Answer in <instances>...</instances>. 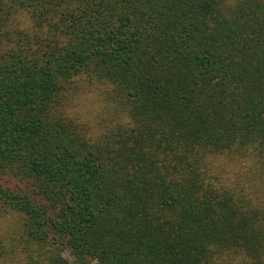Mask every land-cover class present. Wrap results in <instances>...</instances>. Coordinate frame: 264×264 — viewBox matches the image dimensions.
Segmentation results:
<instances>
[{
	"label": "trees",
	"instance_id": "16d2710c",
	"mask_svg": "<svg viewBox=\"0 0 264 264\" xmlns=\"http://www.w3.org/2000/svg\"><path fill=\"white\" fill-rule=\"evenodd\" d=\"M1 213L0 264H264V0H0Z\"/></svg>",
	"mask_w": 264,
	"mask_h": 264
},
{
	"label": "rangeland",
	"instance_id": "374dc122",
	"mask_svg": "<svg viewBox=\"0 0 264 264\" xmlns=\"http://www.w3.org/2000/svg\"><path fill=\"white\" fill-rule=\"evenodd\" d=\"M226 1L231 2L232 0ZM20 17V19L25 20L24 16ZM64 113L82 122L84 128L92 138L96 137L99 128L106 122V118L109 119L111 114L110 107L105 103L104 98L97 93L91 85L83 82L79 83L76 90L71 94L69 102L64 107ZM244 164H246V162H241V165L237 166H233L229 163L228 166L224 164V167L228 173L242 180L245 179L246 175L243 168ZM218 165L221 167L222 162L218 161ZM246 181H248L247 178ZM19 221L20 219L14 213L0 214V239H2L5 244L6 242L9 243L8 236L10 234L14 235L18 232ZM62 254L67 257L66 252ZM19 256L21 257L22 254L19 253ZM90 264L95 263L91 262Z\"/></svg>",
	"mask_w": 264,
	"mask_h": 264
}]
</instances>
